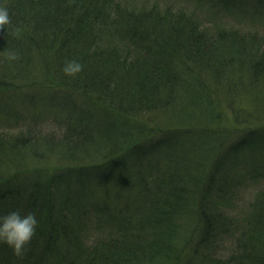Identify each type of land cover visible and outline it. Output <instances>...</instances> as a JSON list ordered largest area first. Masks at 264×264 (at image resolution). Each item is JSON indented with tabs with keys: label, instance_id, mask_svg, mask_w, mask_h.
<instances>
[{
	"label": "trees",
	"instance_id": "1",
	"mask_svg": "<svg viewBox=\"0 0 264 264\" xmlns=\"http://www.w3.org/2000/svg\"><path fill=\"white\" fill-rule=\"evenodd\" d=\"M0 3L11 14L0 28V215L39 221L22 255L0 242V264H264V127L228 143L208 124L222 113L206 93L235 109L256 91L264 116V37L238 32L264 27V0ZM73 58L82 70L67 75ZM177 133L197 139L182 141L172 176L146 181ZM196 148L216 192L221 175L215 194L183 166ZM42 158L57 164L25 168Z\"/></svg>",
	"mask_w": 264,
	"mask_h": 264
},
{
	"label": "rangeland",
	"instance_id": "2",
	"mask_svg": "<svg viewBox=\"0 0 264 264\" xmlns=\"http://www.w3.org/2000/svg\"><path fill=\"white\" fill-rule=\"evenodd\" d=\"M216 22V20H215ZM252 20H247V21H243L242 23V27L238 28V32H242V33H247V34H254L256 35L255 37L261 38L264 37V27L260 26L258 24H251ZM255 22H257L255 20ZM225 25L227 26H231V19H227L225 21ZM41 70V69H40ZM26 91V90H25ZM49 90L47 91H42L41 93L44 92L45 95H47ZM248 92L245 94H241L240 95V100L239 97L237 96L234 99V103L238 104L237 107L234 109L232 104L230 102H228L227 99H224V97H226V95H222L221 92L216 93L214 92V90H206L207 94H211L214 95L215 93V97L216 101L218 99V102H214V107H215V111L222 113L220 115V118L215 119V120H210L208 122L209 125H212V123L214 125L217 126L218 129H220L219 131H223L222 133H227L229 136L227 137V142L228 143H232L231 141H233L234 138H236L237 136H239L240 134H248L249 132L253 131L254 128H256V130L260 127H264V116L259 115L258 112H256L254 109L256 108V106H254L251 102L252 101H256V99H254V97H260L258 92L253 91L251 92L250 90H247ZM250 91V92H249ZM27 92V91H26ZM39 93V94H41ZM238 101V103H237ZM240 101H242V103H240ZM217 103H219L217 105ZM217 108V109H216ZM232 115L233 116H237V115H241L243 116V119L246 118V121L243 120H238L236 119V121L232 120ZM173 115L171 114L170 116H168V119H171ZM153 124L151 127H160V129H164V128H172L170 130V133H174L176 130H174V128H184V124H178L176 121H170V125H159V123L157 124L156 122H159V120L157 121H152ZM48 130H50L51 132L55 133L56 135L58 134V131H55L51 128H48ZM61 132V131H60ZM177 139L179 141V145L178 147L171 152H158L155 154H152V157H154L153 163H157V167L155 169V171L153 172V174L151 175L150 178H147L146 181H153V180H157L160 181V179L163 178V176L165 175L166 177H170L173 175V171H174V166L176 165L172 159H175L176 157L180 156V154L182 153V147H179L182 145V141H184L185 143L189 144L192 140L197 139L196 137H194L193 139H188L185 137L184 133L183 134H178L177 133ZM224 137V136H222ZM202 149V148H201ZM201 149L196 148L194 151L189 152V156H193L194 158H192L191 161H193L192 163H190V161H187L186 159V164L183 165L185 167L188 168V174H189V178L190 179H194L196 177V180H202L205 182L206 186H207V190H205L204 192H211L213 194L217 193L220 189V176L218 175L219 173H217L216 175H218V191L216 192L214 190V185L211 186V182H209L206 178V174L208 172V165L205 163H201V167H199V164L201 162V156L200 155V151ZM45 151V150H44ZM54 153V151H52ZM55 156V155H54ZM182 160V158H181ZM184 160V162H185ZM57 160H46V159H40L39 161L34 160V162H30V164L26 165L25 168H37L39 167L40 170H42L44 168V166H46L47 164H57L56 162ZM184 162H182L184 164ZM64 165H66L64 162L62 163ZM136 165H139L138 162H136ZM181 165V167H183ZM203 166L206 167V169H201ZM131 171V175L134 173V170L131 168H128ZM165 172V173H164ZM136 176L134 177L133 175V179L132 181H138V178H140L139 176H137L136 173H134ZM225 177H228V174H224ZM158 176V177H157ZM216 185V184H215ZM201 186L204 188V183L201 184ZM209 186V187H208ZM204 190V189H203ZM55 193V192H54ZM203 193H201L200 195H198V200L194 201V197H193V202H190L189 205L187 206L188 210H197L200 208V196H202ZM212 195V194H211ZM191 197V196H190ZM217 207L219 210H222V205L221 204H217ZM227 208H225L223 211H226ZM227 215V214H226ZM224 248L225 250H222L221 253H217V254H213L214 257L220 259V261H226L227 258L229 257L226 248L229 249V252L232 253V249L231 246L229 244H224ZM236 250V249H235ZM171 262V261H169ZM154 264V263H153ZM158 264V263H155Z\"/></svg>",
	"mask_w": 264,
	"mask_h": 264
},
{
	"label": "clouds",
	"instance_id": "3",
	"mask_svg": "<svg viewBox=\"0 0 264 264\" xmlns=\"http://www.w3.org/2000/svg\"><path fill=\"white\" fill-rule=\"evenodd\" d=\"M10 23V10L0 3V28H5ZM7 56L11 60L17 59L15 50H10ZM81 70V62L74 58L67 60L62 68V71L67 75H75ZM38 223L35 211L23 213L21 210L15 209L0 215V242L8 244L15 254L20 256L36 234Z\"/></svg>",
	"mask_w": 264,
	"mask_h": 264
}]
</instances>
